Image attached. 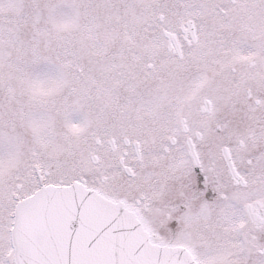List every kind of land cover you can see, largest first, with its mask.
<instances>
[{
  "label": "snow or ice",
  "instance_id": "snow-or-ice-1",
  "mask_svg": "<svg viewBox=\"0 0 264 264\" xmlns=\"http://www.w3.org/2000/svg\"><path fill=\"white\" fill-rule=\"evenodd\" d=\"M0 264H264V0H0Z\"/></svg>",
  "mask_w": 264,
  "mask_h": 264
}]
</instances>
